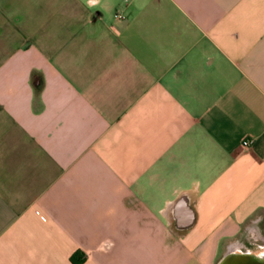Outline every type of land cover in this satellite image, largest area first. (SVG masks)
Returning <instances> with one entry per match:
<instances>
[{
	"label": "crops",
	"instance_id": "obj_1",
	"mask_svg": "<svg viewBox=\"0 0 264 264\" xmlns=\"http://www.w3.org/2000/svg\"><path fill=\"white\" fill-rule=\"evenodd\" d=\"M227 254L264 260V0H0V264Z\"/></svg>",
	"mask_w": 264,
	"mask_h": 264
},
{
	"label": "water",
	"instance_id": "obj_2",
	"mask_svg": "<svg viewBox=\"0 0 264 264\" xmlns=\"http://www.w3.org/2000/svg\"><path fill=\"white\" fill-rule=\"evenodd\" d=\"M233 259H236L235 261H233ZM238 262V264H264V260L262 259V261H254L251 262L249 261V259L246 256H242V255H237V257H233L230 254H227L224 256V258L219 262V264H236Z\"/></svg>",
	"mask_w": 264,
	"mask_h": 264
},
{
	"label": "built area",
	"instance_id": "obj_3",
	"mask_svg": "<svg viewBox=\"0 0 264 264\" xmlns=\"http://www.w3.org/2000/svg\"><path fill=\"white\" fill-rule=\"evenodd\" d=\"M250 144H251L250 139H244L242 141V146L245 147V148H249L250 147Z\"/></svg>",
	"mask_w": 264,
	"mask_h": 264
},
{
	"label": "trees",
	"instance_id": "obj_4",
	"mask_svg": "<svg viewBox=\"0 0 264 264\" xmlns=\"http://www.w3.org/2000/svg\"><path fill=\"white\" fill-rule=\"evenodd\" d=\"M71 259H72V261H75L74 258H73V256L71 257Z\"/></svg>",
	"mask_w": 264,
	"mask_h": 264
}]
</instances>
